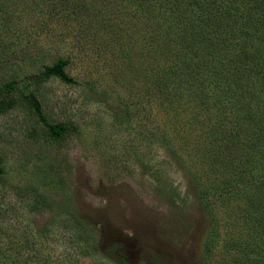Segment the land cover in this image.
Instances as JSON below:
<instances>
[{"label": "rangeland", "instance_id": "rangeland-1", "mask_svg": "<svg viewBox=\"0 0 264 264\" xmlns=\"http://www.w3.org/2000/svg\"><path fill=\"white\" fill-rule=\"evenodd\" d=\"M94 1L0 4V86L32 82L44 122L65 129L50 137L16 93L7 97L0 264H264L246 181L230 180L220 159L242 134L231 108L222 122L214 99L184 85V64L156 63L147 27ZM58 59L75 83L36 82ZM247 121L233 161L253 154Z\"/></svg>", "mask_w": 264, "mask_h": 264}, {"label": "trees", "instance_id": "trees-1", "mask_svg": "<svg viewBox=\"0 0 264 264\" xmlns=\"http://www.w3.org/2000/svg\"><path fill=\"white\" fill-rule=\"evenodd\" d=\"M2 1L6 0H0L3 5ZM114 1H101V5L103 8L119 7L121 15L148 28L150 33H145L150 41H147L154 47L158 65L163 63L165 67H171L177 63L184 64V85H195L194 95L206 100L214 99L213 107L223 118L222 122H225L226 110L231 108L234 127L242 134L235 135V141L223 144L220 159L223 165L232 166L230 180L234 178L237 184L246 181L244 190L251 203L247 215L254 217L255 230L264 237V170L258 168L255 157L260 152L264 159V0H120L112 5ZM59 2L65 10H85V4H98L94 0ZM51 6L57 7L55 2ZM87 7L94 8L91 5ZM98 8L101 9L100 5ZM66 65V60L58 59L52 65L43 67L35 81L57 78L63 83L74 84L64 71ZM178 78H175L177 82L167 79L169 84H173L176 96L182 93L180 84L183 79ZM187 78L192 82L189 83ZM31 83L24 79L22 82L2 84L0 113L10 106L6 102L7 97L16 93L49 136L60 137L65 129L62 125L44 122L40 104L30 90ZM245 120L249 123L246 129L253 154L250 161L238 159L237 162L233 159L245 145Z\"/></svg>", "mask_w": 264, "mask_h": 264}]
</instances>
